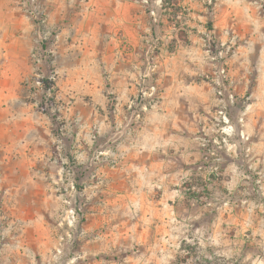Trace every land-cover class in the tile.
Instances as JSON below:
<instances>
[{"label":"rangeland","instance_id":"obj_1","mask_svg":"<svg viewBox=\"0 0 264 264\" xmlns=\"http://www.w3.org/2000/svg\"><path fill=\"white\" fill-rule=\"evenodd\" d=\"M146 1L155 7L153 17L167 16L166 28L151 36L142 60H118L111 57L114 44L109 48L102 42L94 24L84 25L80 33L77 25L69 41L62 40L63 28L52 29V0H0V149L8 144L9 150L30 156L35 144L33 150L41 156L25 171L23 186H8L7 195L0 194V228H8V233L0 232V264H79L87 258V242L94 247L106 241L130 246L117 251L116 258H140L151 223L144 215L147 204L139 203L137 214L130 213L128 196L161 195L163 188L148 192L142 177L135 179V172L123 166L128 156H114L113 145L127 146L145 114L161 100L155 75L181 70L185 84L200 80L211 86L218 104L205 124L188 132L186 144L199 150L202 159L189 165L190 171L183 165L170 171L168 193L182 196L186 211L226 209L232 217L226 228L219 218L173 220L170 227L190 231L172 237L169 264H264V139L242 138L245 126L232 121L229 149L217 143L224 124L217 120L220 102L212 78L222 68L230 78L229 65L213 37L202 33L198 43L192 32L198 29L195 21L199 30L205 29L213 19L211 9L222 0ZM165 32L170 38L161 39ZM123 47L131 50V44ZM257 61L264 66V60H250V67H257ZM137 62L146 68L141 86L119 90L131 82L128 73ZM252 94L247 96L253 104ZM191 112L188 121L195 124V107ZM237 135L244 141L243 154L233 140ZM227 163L237 164L228 174ZM122 195L124 202H108ZM97 207L108 213L88 216ZM208 222L216 233H205ZM182 237L186 243L178 248ZM208 240L210 251L205 250ZM105 254L91 257H109Z\"/></svg>","mask_w":264,"mask_h":264},{"label":"crops","instance_id":"obj_2","mask_svg":"<svg viewBox=\"0 0 264 264\" xmlns=\"http://www.w3.org/2000/svg\"><path fill=\"white\" fill-rule=\"evenodd\" d=\"M153 8H155L153 3H144L143 0H52V10H54L52 12V29L62 27L60 36L67 42L71 37L72 30H76L77 25H79L77 33H80L84 25L87 28V24H94L99 28L102 42H108L109 48H112L114 44L115 56H108L118 60L121 58L142 60L145 44L148 43L152 35L157 34L161 26L166 28L165 22L168 21L166 15H160L159 18L153 17L151 12ZM211 11L213 19L207 26H203L205 28L203 31L199 30L201 25L194 22V27L196 26L198 29H193V37L198 43L201 41L202 33L206 38L213 37L229 65L230 78L226 85V93L233 92L236 95V103L230 108V117L233 122H237L244 107V98L249 93H253L252 111L247 117L244 134L249 140L254 139L255 136L264 139V66L260 65L259 61L256 63L257 67L249 65L250 60H264V0H222L220 3H216ZM168 28L170 33L172 28L170 26ZM84 34L87 35V33ZM167 38H170L168 33L161 37V39ZM124 43L131 44L129 52H126L123 47ZM104 49L106 50V48ZM137 63L135 69L128 73L131 82H124V85L128 86H119V90L128 88L133 91L141 86L146 68H144L143 62ZM169 75L171 73L163 71L155 75L159 88L163 92L161 100L145 114L139 129L131 133L128 139L129 144L124 147L121 142L113 145L114 156L119 158L122 154L128 156V161L123 166L127 167L129 171L135 172V179L139 176L142 177L145 182L142 184L147 186L145 189L148 192L163 188L161 195L151 193L128 196L130 213L137 214L139 203L147 204V211L144 215L151 223L150 227L146 229V242L142 243L139 249L141 251L140 258H116L117 251L130 248L125 243L115 244L106 241L103 245L98 244L90 247L87 242L83 247L87 258L81 260L79 264H169L170 247L175 245L172 237L175 233L186 236L187 231H190L188 228L174 229L170 227L173 220L192 218L214 220L219 218L224 219L226 228L227 220L232 217V212L226 209L221 212L213 210H201L198 213L186 211L183 204L184 198L168 193L170 171L181 168V165L190 171L188 170L189 165H195L202 159L199 150H193L189 144H186L190 138L188 132L193 127L199 126L200 128L205 124L207 114L217 103L215 90L203 81L198 80L189 85L185 84L184 70H181L180 73L177 72L176 75L172 74L170 77ZM194 107L196 109V113L193 114L195 124L188 121ZM117 117H120V111L118 116H114L116 121ZM233 140L237 143L236 148L239 145V153L243 154L245 148L242 146L243 139L241 140V137L237 135ZM260 144L262 145L260 146L261 152L264 153V142L261 141ZM34 145L30 149L33 151L29 154L31 157L27 156L25 150L19 151L15 148L9 150L8 144L1 147L0 194L2 196L3 193L7 195L8 186H23L25 171L29 170L30 172L31 166L34 167L35 164L33 162L40 160L41 156L33 150ZM251 150L255 154L256 147H252ZM25 164L28 165V168ZM235 165L237 164L227 163L225 173L228 174L229 171H232ZM187 176L188 173L183 175V177ZM233 178L234 176H231V179ZM142 184L139 185V190L143 189L144 185ZM109 199L112 200L108 202L113 203L121 199L124 202L127 198L122 195ZM207 205L209 204L204 206L207 207ZM133 208L134 210H132ZM93 211L88 216L102 217L103 214L108 213V210L98 207ZM203 229L207 230L205 233L208 235L216 233V227L214 224L210 227V222ZM0 232L8 233V228L1 227ZM129 232H122V237L125 238V235L128 237ZM182 238V241L177 245L178 248L183 241L184 244L186 243V238ZM210 244L208 240L206 251L211 250ZM103 252L109 257L104 259L91 257L99 256ZM203 258L207 259L208 256L204 255Z\"/></svg>","mask_w":264,"mask_h":264},{"label":"built area","instance_id":"obj_3","mask_svg":"<svg viewBox=\"0 0 264 264\" xmlns=\"http://www.w3.org/2000/svg\"><path fill=\"white\" fill-rule=\"evenodd\" d=\"M145 2L147 3L146 0ZM152 14L154 15V12H152ZM213 59L216 58L214 57ZM212 81L217 85L220 102V107L217 111V120H220L224 124L223 127L220 128L222 133L221 140H219L217 143L229 149V147L231 146L230 138L235 134V128L232 125V120L230 117V108L236 103V95L233 92L226 93L225 81H229V78L225 68L216 71L213 74ZM150 90V95H153L155 87H151ZM147 94V92L143 93V97H145ZM251 98V95L246 96L244 101V103H246L244 104V107L237 120L238 124L242 127L245 126L247 117L252 110V103L249 102ZM240 135L242 138H245L243 130L240 132ZM217 169L218 168H215V170Z\"/></svg>","mask_w":264,"mask_h":264},{"label":"trees","instance_id":"obj_4","mask_svg":"<svg viewBox=\"0 0 264 264\" xmlns=\"http://www.w3.org/2000/svg\"><path fill=\"white\" fill-rule=\"evenodd\" d=\"M45 84H46V87H47V88H50V85H49L50 82H49V81L46 80V81H45Z\"/></svg>","mask_w":264,"mask_h":264}]
</instances>
